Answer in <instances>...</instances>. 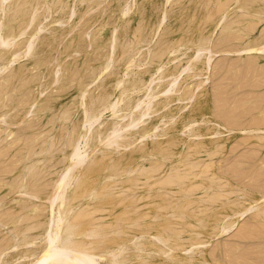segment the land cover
<instances>
[{"label": "rangeland", "instance_id": "obj_1", "mask_svg": "<svg viewBox=\"0 0 264 264\" xmlns=\"http://www.w3.org/2000/svg\"><path fill=\"white\" fill-rule=\"evenodd\" d=\"M15 1L20 0L0 2L2 4H0V90L2 91L0 96L7 95L6 98L0 97V109L2 105H7L5 108L9 107L12 110L11 107L14 106L13 109L17 111L5 112L7 110L5 108L0 110L3 114L7 113L0 114L3 116L0 119V156H3L0 158L2 177V179L0 177V208L2 209L0 210L3 214H0V224L2 222L0 240L7 238V241L1 243L4 245L8 242L9 244L19 242L17 236L13 237L12 233L15 235L13 231L34 228L32 231L41 232V229L48 230L50 226L60 224L53 223L58 219L57 210L59 211L60 208L61 212H65L69 222L74 217L73 214L78 216H75L76 219L79 218L78 223L75 217L73 218L75 220L69 223L63 215L61 219L65 218L66 222L61 220L60 227L76 225V229L73 228L74 233L81 235L74 236L75 239L79 238L76 243L86 244L82 257L83 264H264V53L261 52L264 46V0H22L24 4L22 2L17 4ZM19 4L23 5L22 8ZM245 6L249 9H245ZM13 7L14 10L11 11ZM14 12L21 13L18 15ZM32 16L34 18H31ZM20 28L27 30L24 33L19 32ZM36 38L38 40H35ZM39 39L42 41L40 42ZM28 41L32 43L29 56L24 50L27 45L23 46L25 42L28 44ZM199 43L203 45H198ZM205 44L209 48L205 47ZM126 46L130 48L126 50ZM9 47H12V50H8ZM95 48L102 52L101 55L99 53L98 61L94 55V53L96 56L98 54ZM125 50L128 53L122 54ZM196 50L200 56L196 55ZM193 55H196L194 60H192ZM35 61L39 62L34 63ZM127 61L130 62L129 65ZM142 70H147L144 71L146 74ZM15 71L18 75L24 72L17 77ZM139 71L142 75H139L141 74ZM58 74L60 78L63 75V82ZM5 75L8 76L7 81ZM11 75L15 78H10ZM54 76L55 79L59 78V82ZM133 76L140 78V82H137L139 85L135 88L131 87ZM9 79L14 82L12 87L10 85L13 82L10 80L9 83ZM149 81H152L151 84ZM7 83L10 88L6 87ZM5 87L8 91L10 89L14 91V94L7 92ZM167 87L170 92L164 94L163 88L167 89ZM22 88H24L23 92ZM15 89H21L22 93L18 91V94L22 97ZM144 90H148L151 94ZM101 91L104 94L107 91L106 95L103 94L107 96L106 103L108 102L109 105L117 103L115 114L110 109H105V106H109L108 103L104 106H96L98 101L96 98L103 97ZM144 93L149 95L144 97L146 95ZM12 97L18 98L17 102ZM3 99H6V102L1 103ZM162 101L166 106L153 112L157 105L163 104ZM136 102L143 104L139 103V108L135 109ZM29 103L33 106L31 107ZM29 106L31 108H28ZM49 106H52V110ZM153 106L154 110H152ZM15 107H20L22 112ZM45 107L46 109L49 107V110ZM129 108L133 110L130 111ZM144 108L146 110L143 120L135 127L136 129H133L135 133L132 130H123L121 132L123 138H121L124 141L120 142L121 144L117 141V145L111 143L108 147L106 144L108 139H102L108 125L111 122L124 125L132 120L130 118L135 112L140 114ZM99 110L100 113L97 112ZM8 112L14 119L15 115L20 116L15 121L12 119L10 123L12 116ZM91 112H94V116L99 115L96 116L99 120L94 122L95 125L93 124L90 130L91 142L85 144L86 147L88 146L85 151L87 159H85L81 149L83 146L85 148L83 136L88 129L86 121ZM123 113L126 118H123ZM36 122L38 123L35 124ZM80 125L84 126V130ZM37 127L39 128L36 129ZM70 128L72 132H68ZM81 130L84 131L83 135ZM197 131L198 135H196ZM75 132V136L81 134L80 154L85 160L81 162V166L79 164L80 170L77 167L73 172L71 170V175L68 174L69 168L71 169L69 165L71 159L67 158L71 147L67 148L71 138L74 141ZM57 133L58 135H55ZM59 136L60 138H57ZM99 140H101L100 144H98ZM129 141L135 145L132 146ZM124 143L126 145H123ZM128 143L131 146L127 147ZM113 144L120 148H115ZM49 145L52 146L51 149ZM54 145H57L56 149ZM153 145L157 148L155 149ZM23 146H28L30 151L27 153ZM135 147H139L138 151H140L138 152ZM31 154L32 157L39 156L31 161L34 158L30 157ZM23 156L27 160L22 159ZM22 160H26V164H22L24 163ZM39 163L42 168H44L42 165H45L49 175L45 168L39 170L41 169L38 168ZM20 166L24 168L23 171H20ZM34 168L38 173L41 171L39 176L34 174L35 179L27 175L30 170L33 174ZM45 173L48 179L43 183L41 180L45 178ZM18 176L21 181L18 183L19 186L23 184L26 189L31 188L30 185L33 183L32 188H35V180L41 181V185L38 182L37 188L41 187L42 190L35 188L39 192L34 197L29 196L31 201L25 196L28 194L21 193V196L18 194L20 188L19 186H17L18 190L15 188V182L17 180L19 182V178L13 182ZM64 176L66 178L64 184L69 183L64 186V190L68 191L65 190L66 193L63 191L60 202H56V204L59 202V205L55 203L50 205L49 196L54 187L52 185H55L54 183L60 178L63 180ZM4 181L10 185L8 186ZM184 186L191 191H185ZM5 190L10 193L7 194ZM74 190L77 192L74 193ZM45 195L48 197L46 198ZM26 201L30 205L26 204ZM20 204L22 209L19 208ZM23 204L28 207L24 208ZM55 206L58 207L57 210ZM72 206L74 207L72 212H75L73 214L70 209L73 208ZM67 210H70L69 215ZM21 211L22 213H19ZM81 212L89 215L79 216L82 215ZM119 212L122 214L121 217L125 218H121ZM7 217H10V220ZM13 217L15 219L12 220ZM81 217L83 220L80 219ZM115 217L122 225H119ZM50 218L51 223H49ZM123 219L124 221H121ZM26 223L30 225L24 226ZM44 223H49V227L47 224L43 225ZM52 227L51 230L55 229ZM168 228L170 230H167ZM221 228H226L225 233L223 230L220 231ZM97 231L103 234L99 235ZM117 233L119 236L116 237ZM165 233L169 235L166 236ZM158 234L163 240L157 236ZM90 235L91 237L87 238ZM12 237L15 241H12ZM109 238L113 239V244H110L112 240ZM116 238L121 244L115 242ZM104 240L111 241L104 243L106 248L103 247ZM34 242L39 243L41 239H36ZM117 243L127 248L120 247ZM192 244L194 247L191 246ZM31 245L34 247L36 244ZM24 246L19 245L15 247L17 249L11 247L5 250L4 252L9 254L2 253L0 264H23L26 259L24 255L21 256L26 248ZM92 246L97 248L94 249ZM154 246L161 248L157 249ZM13 248L15 251L11 250ZM112 250L116 251L111 252ZM116 252L120 256L116 255ZM120 252L124 253L120 254ZM111 254L116 256L112 257ZM120 257L125 258L117 263L115 260H122Z\"/></svg>", "mask_w": 264, "mask_h": 264}, {"label": "bare ground", "instance_id": "obj_2", "mask_svg": "<svg viewBox=\"0 0 264 264\" xmlns=\"http://www.w3.org/2000/svg\"><path fill=\"white\" fill-rule=\"evenodd\" d=\"M0 2H1V0H0ZM15 2H16V1H15ZM19 2H22V3H23L22 0H20ZM19 2L17 1L16 3L18 4ZM27 3H29V2H27ZM27 3H26V4H27ZM220 3H221V2H220ZM0 4H1V3H0ZM23 4H24V3H23ZM1 5H2V4H1ZM14 5H15V4H14ZM19 5L21 6V4H19ZM19 5H18V7H19ZM8 6H9V5H8ZM22 6H23V5H22ZM22 6H21V8H22ZM24 6L26 7L27 5H24ZM6 7H7V6H6ZM14 7H15V6H14ZM14 7H13V9L10 8L11 11L14 10ZM245 7H246V6H245ZM15 8H16V7H15ZM5 9H6V8H5ZM10 9H8V10H10ZM241 9H243V7H241ZM245 9H249V8L246 7ZM15 10H16V9H15ZM21 10H22V9H21ZM25 10H26V9H25ZM19 11H20V10H19ZM26 11H28V9H27ZM26 11H24V13H26ZM29 11H30V10H29ZM29 11H28V12H29ZM245 11H246V10H245ZM4 12H5V11H4ZM22 12H23V10H22ZM33 12H34V11H33ZM5 13H6V12H5ZM8 13H9V11H8ZM8 13H7V14H8ZM14 13H17V12H14ZM14 13H13V14H14ZM20 13H21V12H20ZM20 13H19V14H20ZM70 13H71V12H70ZM17 14H18V13H17ZM19 14H18V15H19ZM33 14H34V15H33ZM33 14H32V15L35 16V13H33ZM15 15H16V14H15ZM36 15H37V14H36ZM5 16H6V15H5ZM11 16H12V14H11ZM33 16H32L31 18H34ZM37 17H38V15H37ZM37 17H36V19H37ZM8 18H9V17H8ZM29 20L31 21V19H29ZM37 20H38V19H37ZM37 20H35V22H37ZM38 21H39V20H38ZM32 22H33V19H32ZM32 22H30V23L32 24ZM35 22H34V23H35ZM34 23H33V24H34ZM28 24H29V23H28ZM28 24H27V25H28ZM38 24H40V22H39ZM29 25H30V24H29ZM29 25H28V27H29ZM35 25H36V23H35ZM30 26H31V25H30ZM24 27H25V26H24ZM26 27H27V26H26ZM21 28H22V27H21ZM21 28H20V29H21ZM37 28H38V26H37ZM239 29H240V28H239ZM26 30H27V29H26ZM26 30H25V28H23V29H21L19 32H22V31H23V33H24ZM38 30H39V29H38ZM230 30H231V29H230ZM36 32H37V31H36ZM38 32H39V31H38ZM37 34H38V33H37ZM87 35H88V34H87ZM3 36H4V34H3ZM38 36H39V35H38ZM0 37H1V35H0ZM4 38H5V40H6V37H4ZM31 38H32V36H30V39H31ZM33 38H34V37H33ZM140 38H141V36H140ZM1 39H2V38H1ZM26 40H27V39H26ZM32 40H34V39H32ZM35 40H38V38H36ZM139 40H140V39H139ZM39 41H40V39H39ZM41 41H42V40H41ZM41 41H40V42H41ZM96 41H97V39H96ZM198 41H199V40H198ZM198 41H197L196 43H198ZM203 41H205V40H202V42H203ZM206 41H207V40H206ZM34 42H35V41H33V44H34ZM40 42H39V43H40ZM200 42H201V39H200ZM25 43H26V44H25ZM25 43H24L23 46H25V45H27V46L24 47V50H25V52L27 53L26 55L29 56L28 53L31 51L32 43H31V41H30V42L28 41V44H27V42H25ZM204 43H205V42H204ZM200 44H201V43H199L198 45H200ZM110 45H111V44H110ZM201 45H203V44H201ZM14 46L17 47V45H14ZM14 46H13V49H15ZM23 46H22V47H23ZM38 46L40 47V45H38ZM74 46H75V45H74ZM206 46H207V45L205 44V47H206ZM260 46H261V45H260ZM262 46H263V45H262ZM5 47H6V46H5ZM5 47H4V48H5ZM19 47H20V46H19ZM34 47H35V46H34ZM39 47L37 48V50L39 49ZM94 47H95V46H94ZM94 47H93V49H94ZM198 47H199V46H198ZM205 47H204V48H205ZM256 47H257V46H256ZM6 48H7V47H6ZM6 48H5V49H6ZM11 48H12V47H11ZM11 48L9 47L8 50H10ZM25 48H26V49H25ZM121 48H122V47H121ZM128 48H130V47H128ZM128 48H127V46H126V50H127ZM200 48H202V46H201ZM207 48H209V47L207 46ZM249 48H250V47H249ZM16 49H18V48H16ZM95 49H96V48H95ZM111 49H112V48H111ZM122 49H123V48H122ZM247 49H248V48H247ZM250 49H251V48H250ZM260 49H261V48H260ZM6 50H7V49H6ZM11 50H12V49H11ZM34 50H36V49H34ZM96 50L98 51L99 49L97 48ZM96 50H95V51H96ZM126 50H125V52H122V51H121L122 54H123V53H128V51L126 52ZM198 50H199V48H198ZM20 51H21V50H20ZM97 51H96V53H97ZM123 51H124V50H123ZM160 51H161V50H160ZM172 51H173V50H172ZM196 51H197V50H196ZM258 51H259V50H258ZM25 52H22V54H23V53L25 54ZM93 52H94V51H93ZM121 52H120V53H121ZM129 52H130V51H129ZM261 52L264 53V46H263V48L261 49ZM17 53H18V51H17ZM36 53H37V52H36ZM36 53H35V55H36ZM99 53H100V52L98 51L97 56H96V54L94 53L95 57H97V61L99 60V59H98V57H99ZM101 53H102V52H101ZM101 53H100V55H101ZM108 53H109V52H108ZM195 53H196V52H195ZM195 53H194V54H195ZM15 54H16V52H15ZM30 54H31V53H30ZM32 54H33V53H32ZM200 54H201V53H200ZM19 55H20V54H19ZM124 55H126V54H124ZM196 55H199L198 51H197V54H196ZM196 55H195V56L193 55L192 60H194V58H196ZM20 56H21V55H20ZM120 56H121V55H120ZM120 56H119V57H120ZM199 56H200V55H199ZM26 57H27V56H26ZM32 57H33V56H32ZM102 57L104 58V56H102ZM122 57H123V56H122ZM124 57H125V56H124ZM19 58H20V57H19ZM24 58H25V56H24ZM93 58H94V57H93ZM198 58H199V57L197 56V59H198ZM130 59H131V58H130ZM132 59H133V58H132ZM91 60H93V59H91ZM94 60H96V58H94ZM102 60H103V59H102ZM106 60H107V59H106ZM124 60H125V59H124ZM188 60H189V59H188ZM205 60H206V59H205ZM209 60H210V59H209ZM41 61H42V60H40V63H41ZM108 61H110V58H109ZM130 61H132V60H130ZM197 61H198V60H197ZM206 61L208 62V60H206ZM206 61H205V62H206ZM38 62H39V61H35L34 63H38ZM106 62H107V61H106ZM127 62H129V61H127ZM140 62H141V61H140ZM207 62H206V63H207ZM40 63H39V65H40ZM50 63H51V62H50ZM132 63H133V62H132ZM188 63H189V62H188ZM104 64H105V63H104ZM125 64H126V63H125ZM129 64H130V62L128 63V65H129ZM162 65H163V64H162ZM191 65H192V64H191ZM106 66H107V65H106ZM132 67H133V66H132ZM129 68H130V67H129ZM186 68H187V67H186ZM206 68H207V67H206ZM125 69H126V68H125ZM127 69H128V68H127ZM156 69H157V68H156ZM180 69H181V68H180ZM218 69H219V68H218ZM222 69H223V68H222ZM131 70H132V69H131ZM157 70H158V69H157ZM159 70H160V69H159ZM187 70H189V69H187ZM231 70H232V69H231ZM16 71H17V70H16ZM16 71H15V72H16ZM125 71H126V70H125ZM125 71H124V72H125ZM142 71H143V70H142ZM144 71L147 72V70H144ZM144 71H143V73H144ZM199 71H200V70H199ZM15 72H14V74L16 75L17 72H16V73H15ZM19 72H20V71H19ZM22 72H24V71H22ZM22 72H20V73H22ZM88 72H89V71H88ZM10 73H11V72H10ZM10 73H9V74H10ZM12 73H13V72H12ZM12 73H11V74H12ZM20 73H19V75H21ZM139 73H141V72L139 71ZM139 73H138V74H139ZM179 73H180V72H179ZM14 74H13V75H14ZM23 74H24V73H23ZM144 74H146V73H144ZM7 75H8V74H7ZM19 75L17 74V77H19ZM25 75H26V74H25ZM39 75H41V74H39ZM60 75H61V74H60ZM126 75H127V74H126ZM136 75H137V73H136ZM136 75H134V76H136ZM139 75H142V73L139 74ZM139 75H138V76H139ZM8 76H9V75H8ZM8 76L5 75V77H4V76H3V77L6 78V77H8ZM22 76H23V75H22ZM34 76H35V75H34ZM56 76H57V74H56ZM134 76H133L132 86H131V87H134V88H135V87H137V86L139 85V84L137 85V82H140V78H139L140 76H139V77L137 76L138 78H134ZM3 77H2V78H3ZM23 77H25V76H23ZM26 77H27V76H26ZM38 77H39V76H38ZM38 77H37V78H38ZM58 77H59V74H58ZM62 77H63V75H62ZM62 77H61V78L59 77L60 80L62 79ZM65 77H66V76H65ZM75 77H76V75H75ZM80 77H81V76H80ZM82 77H83V76H82ZM131 77H132V76H131ZM10 78H12V75L10 76ZM14 78H15V77H13L12 79H14ZM59 78H58V79H59ZM63 78H64V77H63ZM12 79H9V83H10V80L13 82ZM16 79H17V78H16ZM16 79H15V80H16ZM18 79H19V78H18ZM20 79H22V78H20ZM25 79H26V78H25ZM39 79H40V78H39ZM54 79H55V76H54ZM56 79H57V78H56ZM56 79H55V80H56ZM58 79H57V80H58ZM70 79H71V78H70ZM72 79H74V77H73ZM138 79H139V80H138ZM141 79H142V77H141ZM221 79H222V78H221ZM1 80H2V79H1ZM55 80H54V81H55ZM80 80H82V79H80ZM84 80H85V79H84ZM152 80H153V79H152ZM155 80H156V79H155ZM6 81H7V78H6ZM63 81H64V79H62V82H63ZM82 81H83V80H82ZM85 81H86V80H85ZM129 81H130V80H129ZM153 81H154V80H153ZM175 81H176V80H175ZM55 82H56V81H55ZM58 82H59V80H58ZM83 82H84V81H83ZM121 82H122V81H121ZM141 82H142V81H141ZM150 82H152V81H149V83H150ZM236 82H237V81H236ZM9 83H7L8 85L6 84V87L9 86ZM142 83H143V82H142ZM173 83H174V82H172V85H173ZM221 83H222V82H221ZM1 84H2V83H1ZM13 84H14V82H13L10 86L12 87ZM29 84H30V83H29ZM59 84H60V83H59ZM80 84H81V83H80ZM83 84H84V83H83ZM150 84H151V83H150ZM168 84H169V83H168ZM170 84H171V83H170ZM223 84H224V83H223ZM227 84H228V83H227ZM3 85H4V84H3ZM26 85H28V84L26 83ZM26 85H25V86H26ZM136 85H137V86H136ZM147 85H148V84H147ZM199 85H200V84H199ZM0 86H1V85H0ZM10 86H9V88H10ZM44 86H45V85H44ZM118 86H119V83H118ZM118 86H117V87H118ZM148 86H150V85H148ZM148 86H147V87H148ZM157 86H158V85H157ZM182 86H183V85H182ZM6 87H5V89H6ZM129 87H130V86H129ZM165 87H166V86H165ZM168 87H169V86H168ZM168 87H167V89H168ZM195 87H196V86H195ZM225 87H226V86H225ZM16 88H17V87H16ZM134 88H133V89H134ZM197 88H198V87H197ZM220 88H221V87H220ZM22 89H23V90H22V92H23V91H24V88H22ZM133 89H132V90H133ZM147 89H148V88H147ZM165 89H166V88H165ZM165 89L163 88V91H162V92H164V94H165V92H167V93L170 92V91H169L170 89H168V91H166L167 89H166V90H165ZM195 89H196V88H195ZM2 90H3V89H2ZM6 90H7V89H6ZM6 90H4V91H6ZM16 90H17V89H15V91H16ZM123 90H124V89L122 88V93H123ZM134 90H135V89H134ZM137 90H138V88H137ZM148 90H149V89H148ZM148 90H147V91L144 90V91H145V92H149ZM153 90H154V89H153ZM153 90H152V94H153ZM0 91H1V90H0ZM9 91H10V93H11V92H12V93L14 92V91H11V89H10ZM9 91L7 90V92H9ZM18 91H20V93H22V92H21V89H19V90L16 91L17 94L19 93ZM103 91H104V90H103ZM130 91H131V90H130ZM1 92H2V91H1ZM101 92H102V91H101ZM106 92H107V91H106ZM106 92H105V94H104V92H102V93H101L102 95H101V94H99V95H101V97H102L103 94L106 95ZM125 92H126V91H125ZM125 92H124V94H125ZM177 92H178V90H177ZM3 93H4V92H3ZM3 93H2V94H3ZM12 93H11V94H12ZM32 93H33V92H32ZM81 93H82V92H81ZM99 93H100V92H99ZM122 93H121V95H122ZM149 93H150V92H149ZM149 93H144V95L146 94L144 97L148 96ZM172 93H173V92H172ZM174 93H175V92H174ZM178 93H179V92H178ZM178 93H177V95H178ZM228 93H229V92H228ZM8 94H9V93H8ZM13 94H14V93H13ZM13 94H12V95H13ZM24 94H25V93H24ZM107 94H108V93H107ZM124 94H123V95H124ZM147 94H148V95H147ZM150 94H151V93H150ZM160 94H161V92H160ZM0 95H1V94H0ZM3 95H4V96H2V97L6 98L5 96H7V95H5V94H3ZM18 95H20V94H18ZM121 95H120V96H121ZM177 95H176V99H177V97H178ZM9 96H11V95L9 94ZM20 96H21V95H20ZM23 96H25V95H23ZM27 96H28V95H27ZM31 96H32V95H31ZM166 96H167V95H166ZM179 96H180V95H179ZM0 97H1V96H0ZM2 97H1V98H2ZM21 97H22V96H21ZM126 97H127V96H126ZM180 97H181V96H180ZM225 97H226V96H225ZM227 97H228V96H227ZM1 98H0V99H1ZM12 98H13V97H12ZM14 98H15V97H14ZM14 98H13V99H14ZM19 98H20V97H19ZM31 98H32V97H30V99H31ZM89 98H90V97H89ZM91 98H92V96H91ZM99 98H100V96H99ZM99 98H96V99H98V101H97V103H96V106H104L105 104L108 103V102L106 103V101H107V100H106V99H107V96H103L102 99H101V98L99 99ZM164 98H165V97H164ZM81 99H82V97H81ZM96 99H94V100H96ZM118 99L120 100V98H118ZM121 99H122V98H121ZM170 99H171V98H170ZM5 100H6V99H5ZM5 100L3 99L1 103L6 102ZM7 100H8V99H7ZM16 100H18V98H17V99L15 98V102H17ZM23 100H24V99H23ZM94 100H93V101H94ZM108 100H109V99H108ZM133 100H134V99H133ZM150 100H152V99H150ZM150 100H149V101H150ZM139 101H141V99H140ZM142 101H143V98H142ZM149 101H148V103H149V105H150V102H149ZM178 101H179V100H178ZM9 102H10V100H9ZM27 102H28V101H27ZM31 102H32V101H31ZM79 102H80V101H79ZM84 102H85V101H84ZM90 102H91V101H90ZM117 102H119V101L117 100ZM137 102H138V101H137ZM137 102L134 104V105H135V106H134L135 109L139 108V106H140L139 103H140V104H143V102H139V103H137ZM164 102H166V101H164ZM45 103H47V102H45ZM85 103H86V102H85ZM119 103H121V102H119ZM132 103H133V102H132ZM148 103H147L146 105H148ZM162 103H163V101H162ZM169 103H170V102H169ZM169 103H167V104H169ZM4 104H5V103H4ZM7 104H8V102H7ZM29 104H31V103H29ZM29 104H28V105H29ZM49 104H50V103H49ZM86 104H87V103H86ZM91 104H92V103H91ZM99 104H100V105H99ZM128 104L131 105L130 103H126V105H128ZM136 104H137V105H136ZM8 105H9V104H8ZM83 105H85V104H82V106H83ZM108 105H109V103H108ZM149 105H148V107H149ZM156 105H157V104H156ZM156 105H154V106H156ZM239 105H240V104H239ZM5 106H7V105H5ZM5 106L2 105V108L4 109ZM26 106H27V105H26ZM26 106H23V107H26ZM32 106H33V104H31V107H32ZM47 106H48V105H47ZM82 106H81V107H82ZM86 106H87V105H86ZM154 106L152 107V110L155 109ZM164 106H166L165 103L157 105V106H156V109H155L153 112H157V111L161 110ZM0 107H1V106H0ZM10 107H11V106H10ZM17 107H18V106H17ZM20 107H21V106H20ZM20 107H19V108H16V107H15V108L19 111V110H21ZM23 107H22V108H23ZM31 107L29 106L28 108H31ZM49 107H50V106H49ZM49 107H48V109H46L47 107H45V109H46V110H49ZM51 107H52V106H51ZM51 107H50V109H51ZM84 107H85V106H84ZM84 107H83V110H84ZM116 107H117V103H114V104H110L108 107L105 106V109H106V108H107V109H110L111 112H113V113L115 114L114 111H115ZM118 107H119V106H118ZM148 107L145 106V108H148ZM247 107H248V106H247ZM2 108H1V109H2ZM11 108H12V110H15V109H13L14 106L11 107ZM87 108H88V107H87ZM97 108H98V107H97ZM145 108H144V110L142 109L143 111H142V113H140V114H139V113L136 114L137 112L134 111V112H135V113H134V116H131V118H130V119H132V120H130V122L127 121L128 123H126V124H124V125H120V124H118V123H112V122H111V124L108 123L109 125H108V127L106 128V130L104 131L105 133L102 135V139H105V140L108 139V141L106 142V144L108 145V147L110 146L109 144H111V143L116 144V143H118V142L120 143V142H123V141H124V139H122V138H123V137H122L123 134H122V136H121V132H123V130H124V131H128V130L130 131V130H132V131L134 132L133 129H134V128H135V127H136V126H137V125L143 120L144 111L146 110ZM149 108H150V107H149ZM230 108H231V107H230ZM232 108H233V107H232ZM1 109H0V110H1ZM5 109H7V110H5ZM5 109H4L5 112L8 111V110H11L9 107H6ZM26 109H27V108H26ZM26 109H25V110H26ZM45 109H42V110H45ZM129 109H130V108H129ZM224 109H225V108H224ZM12 110H11V111H12ZM23 110H24V109H23ZM27 110H30V109H27ZM51 110H52V109H51ZM97 110H98V109H97ZM101 110H103V109H101ZM101 110H99V111H97V112L100 113ZM124 110H125V109H124ZM132 110H133V109L131 108L130 111H132ZM15 111H16V110H15ZM30 111H31V110H30ZM38 111H40V110H38ZM127 111H128V109H127ZM136 111H137V110H136ZM219 111H220V110H219ZM219 111H218V112H219ZM2 112H3V111H2ZM16 112H17V111H16ZM16 112H15V113H16ZM21 112H22V110H21ZM84 112H85V111H84ZM84 112H83V113H84ZM111 112H110V113H111ZM121 112H122V111H121ZM140 112H141V111H140ZM8 113L10 114V116H12L11 121L8 120V121H10V123H12V119L15 121V119H16L17 117L20 116V115L16 116V115L14 114L15 117H16V118L14 119L13 115H11L10 112H8ZM26 113H27V112H26ZM28 113H29V111H28ZM63 113L65 114V113H67V112H63ZM93 113H94V112H91V113H90V115H89L88 118H87V121H86V119H85L84 116L82 117V118H84L85 121L87 122L86 124H88V129L85 130L86 133H84V131H83V130H84V129H83L84 126L82 125V126H83V127H82V126L80 125V126L82 127L81 129H83V130H81V134L84 133V136H83L84 139H83V141H84V140H85V141H84V143L82 142L84 145H85L86 143H88V142L91 140V138H89V135L91 134V131H90V130H92V125L94 124V122H96V121L99 120V117H98V118L96 117V116H99V115L96 114V116H94ZM113 113H112V114H113ZM0 114H3V113L0 112ZM4 114H5V113H4ZM4 114H3V115H4ZM6 114H7V113H6ZM6 114H5V115H6ZM84 114H85V113H84ZM114 114H113V115H114ZM131 114H133V113H131ZM229 114H230V113H229ZM123 115H124V113H123ZM123 115H122V116H123ZM220 115H221V114H220ZM10 116H9V117H10ZM92 116H93L94 118H95V117H96V118L94 119ZM122 116H120V117H122ZM225 116H226V113H225ZM1 117L3 118L2 115L0 116V119H2ZM68 117H69V116H68ZM115 117H116V116H115ZM124 117H125V115L123 116V118H124ZM128 117H129V116H128ZM22 118H23V117H22ZM39 118H40V116H39ZM92 118L94 119V121H93ZM125 118H126V117H125ZM235 118H236V117H235ZM60 119H63V118L60 117ZM84 119H83V120H84ZM97 119H98V120H97ZM116 119H118V118H116ZM232 119H233V118H232ZM57 120H58V119H57ZM83 120H81V121H83ZM222 120H223V119H222ZM230 120H231V119H230ZM5 121H6V120H5ZM120 121H121V120H120ZM236 121H237V120H236ZM1 122H3V121L1 120ZM118 122H119V121H118ZM226 122H227V121H226ZM37 123H38V122H36L35 124H37ZM69 123H71V122H69ZM232 123H233V122H232ZM2 124H3V123H2ZM81 124H84V123L81 122ZM122 124H123V123H122ZM0 125H1V124H0ZM32 125H33V124H32ZM41 125H42V124H41ZM74 125H75V124H74ZM94 125H95V124H94ZM100 125H102V124H100ZM229 125H230V124H229ZM97 126L99 127V125H97ZM39 127H40V126H39ZM39 127H37L36 129H38ZM78 127H79V126H78ZM104 127H105V126H104ZM259 127H260V126H259ZM0 128H1V126H0ZM2 128H3V127H2ZM22 128H24V127H22ZM74 128H75V126H74ZM79 128H80V127H79ZM85 128H87V127H85ZM231 128H232V127H231ZM236 128H237V127H236ZM239 128H240V127H239ZM62 129H63V128H62ZM103 129H104V128H103ZM103 129H101V130H103ZM135 129H136V128H135ZM142 129H143V128H142ZM145 129H146V128H145ZM153 129H154V128H153ZM153 129H152V131H154ZM16 130H19V129H16ZM27 130L29 131L30 129H27ZM32 130H34V129H32ZM78 130H79V129H78ZM96 130H97V129H96ZM155 130H156V129H155ZM262 130H263V129H262ZM28 131H24V132H27V133H28ZM30 131H31V130H30ZM69 131H71V128L68 129V132H69ZM97 131H99V130H97ZM194 131H195V130H194ZM4 132H6V130H5ZM16 132H17V131H16ZM65 132H67V131L65 130ZM65 132H64V134L66 135ZM68 132H67V133H68ZM71 132H72V131H71ZM19 133H20V132H19ZM22 133H23V132H21V134H22ZM27 133H25V134H27ZM124 133H126V132H124ZM128 133H129V132H128ZM131 133H132V132H131ZM134 133H135V132H134ZM134 133H132V134H134ZM192 133H193V132H192ZM192 133H191V134H192ZM195 133H196V132H195ZM195 133H194V135H195ZM198 133H199V132L197 131L196 135H198ZM0 134H1V133H0ZM64 134H62V137H63ZM79 134H80V133H79ZM81 134H80V135H81ZM129 134H130V133H129ZM129 134H127V135H129ZM142 134H144V132H143ZM156 134H157V133H156ZM9 135H10V133L8 134V136H9ZM28 135H29V134H28ZM55 135H58V133L55 134ZM71 135H72V134H71ZM75 135H76V132L74 133V141H72V138H71V140H70L69 147H68L67 145H65V147H66V146L68 147L67 149H69V148L71 147V148H70L71 150H70L69 156L67 157V158H70V159H71V162H69V163H70L69 165H71V169L68 167L69 170H70V171H69L70 173L68 172V174H71V170H72V172H73V170H76L78 167H80V166L82 165L81 162H82V161L84 162V160L87 159V158H85V155L87 154V153L85 154V151H86V148H87L88 146L86 147V145H85V148H84V146H83L82 149H81L82 152H84L83 155H84V158H85V159H83L82 154H80V153H81V152H80V142H79V137H80V135L78 136V134H77L78 137L75 136ZM82 135H83V134H82ZM96 135H97V134H96ZM139 135H140V134H138V136H139ZM2 136H3V135H2ZM5 136H6V134H5ZM8 136H7V137H8ZM23 136H24V134H23ZM29 136H30V135H29ZM42 136H44V135H42ZM60 136H61V135H60ZM60 136L57 137V138H60ZM131 136H132V135H131ZM140 136H141V135H140ZM159 136H160V134H159ZM0 137H1V135H0ZM64 137H65V136H64ZM83 137H82V138H83ZM95 137H96V136H95ZM100 137H101V136H100ZM121 137H122V138H121ZM125 137H127V136H125ZM142 137H144V136H142ZM196 137H197V136H196ZM10 138H11V137H10ZM46 138H47V137H46ZM80 138H81V137H80ZM0 139H1V138H0ZM5 139H6V138H5ZM34 139H35V138H34ZM63 139H64V138H63ZM129 139L131 140V137H130ZM138 139H139V138H138ZM6 140H7V139H6ZM36 140H37V139H36ZM36 140H35V141H36ZM58 140H59V139H58ZM80 140H81V139H80ZM125 140H126V139H125ZM10 141H11V140H10ZM39 141H40V140H39ZM50 141H51V140H50ZM52 141H53V139H52ZM52 141H51V142H52ZM96 141H97V140H96ZM100 141H101V140L98 141V144H100ZM117 141H118V142H117ZM131 141H132V140H131ZM15 142H16V141H15ZM32 142H33V141H32ZM46 142H47V141H46ZM65 142H66V140H65ZM90 142H91V141H90ZM103 142H104V141H103ZM127 142H128V140L126 141V143H127ZM129 142H130V141H129ZM133 142H134V140H133ZM34 143H35V142H34ZM39 143H40V142H39ZM52 143H53V142H52ZM52 143H51V145L53 146V144H55V143H53V144H52ZM56 143H57V142H56ZM58 143H59V142H58ZM61 143H62V141H61ZM63 143H64V141H63ZM101 143H102V142H101ZM131 143H132V142H130V144H131ZM134 143H135V142H134ZM134 143H132V146L135 145ZM257 143H258V142H257ZM19 144H20V143H19ZM19 144L17 145V147L19 146ZM31 144H33V143H30V145H31ZM45 144H46V143H45ZM45 144H44V145H45ZM64 144H65V143H64ZM64 144H63L62 146H64ZM83 144H82V145H83ZM114 144H113V145H114ZM120 144H121V143H120ZM244 144H245V143H244ZM259 144H260V143H259ZM27 145L30 146L29 144H27ZM36 145H37V143H36ZM46 145H47V144H46ZM102 145H105V144H102ZM102 145H101V146H102ZM116 145H117V144H116ZM116 145H114V147H115ZM118 145H119V144H118ZM123 145H126V144L124 143ZM128 145H129V143L127 144V147H128ZM28 146H27V147H24V146H23V148H25V150L27 151V153L30 151V149H29ZM49 146H50V145H49ZM52 146H50V149H51ZM54 146H55V145H54ZM129 146H131V145H129ZM15 147H16V146H15ZM15 147H14V148H15ZM30 147H31V146H30ZM56 147H57V145L54 147V149H56ZM65 147H62V148L65 149ZM103 147H105V146H103ZM114 147H110V148H114ZM121 147H122V146H121ZM124 147L127 148L126 146H124ZM153 147L155 148L154 145H153ZM153 147H152V150L155 151V149H156L157 147H156L155 149H153ZM35 148H37V147H35ZM83 148H84L85 150H83ZM115 148L118 149V148H120V147L117 146V147H115ZM135 148H136L137 151H138L139 147H138V148L135 147ZM135 148H134V149H135ZM15 149H16V148H15ZM37 149H38V148H37ZM44 149H45V148H43V150H44ZM54 149H53V150H54ZM136 149H135V151H136ZM261 149H262V148H261ZM13 150H14V149H13ZM13 150H11V151H13ZM43 150H42V151H43ZM47 150H48V148H47ZM60 150H62V149H60ZM87 150H88V149H87ZM122 150H123V149H122ZM251 150H252V149H251ZM33 151H34V150H33ZM62 151H63V150H62ZM139 151H140V150H139ZM139 151H138V152H139ZM141 151H142V150H141ZM156 151H157V150H156ZM158 151H159V150H158ZM158 151H157V152H158ZM249 151H250V150H249ZM112 152H113V151H112ZM138 152H137V153H138ZM247 152H248V151H247ZM252 152H253V151H252ZM25 153H26V152H25ZM25 153H24V155H25ZM41 153H42V152H41ZM41 153H39V154H40L41 156H43V155H42L43 153H42V154H41ZM51 153H53V152H51ZM67 153H68V152H67ZM131 153H132V152H131ZM135 153H136V152H135ZM32 154H33V152H32ZM32 154H31L30 157H32ZM110 154H112V153H110ZM150 154H151V153H150ZM150 154H149V155H150ZM112 155H113V154H112ZM7 156H8V155H7ZM25 156H26V155H25ZM38 156H39V155H37V157H38ZM2 157H3V156H0V158H2ZM33 157H34V156H33ZM33 157H32V158H33ZM35 157H36V156H35ZM35 157H34V158H35ZM37 157H36V158H37ZM46 157H47V156H46ZM7 158H8V157H7ZM32 158H31V159H32ZM34 158H33L32 160H31V159H28V160H31V161L36 160V158H35V159H34ZM3 159H4V158H3ZM3 159H1L2 162H3ZM22 159H26V158L23 156ZM39 159H40V158H39ZM16 160H17V159H16ZM26 160H27V159H26ZM26 160H22V162H24V163H22V164H26V163H25ZM40 160H42V159H40ZM4 161H5V160H4ZM31 161H30V162H31ZM38 161H39V160H38ZM27 162H28V161H27ZM98 162H99V161H98ZM3 163H4V162H3ZM5 163H6V162H5ZM31 163H32V162H31ZM31 163H30V164H31ZM17 164H18V163H17ZM40 164H41V163H39V167H38V168L41 167ZM79 164H80V166H79ZM90 164H91V163L89 162V165H90ZM7 165H8V164H7ZM20 165H21V164H20ZM34 165H35V164H34ZM192 165H193V164H192ZM10 166H11V165H10ZM23 166H24V165H22V167H23ZM28 166H29V165H28ZM37 166H38V165H37ZM42 166H44L45 169L41 167V169H39V170H42V169L46 170L45 165H42ZM46 166H47V165H46ZM85 166H86V165H85ZM87 166H88V165H87ZM87 166H86V167H87ZM190 166H191V165H190ZM76 167H77V168H76ZM82 167H83V166H82ZM25 168H26V165H25ZM48 168H49V167H48ZM50 168H51V165H50ZM84 168H85V167H84ZM84 168H83V170H84ZM21 169H22V168H21V166H20V171H23L24 168H23L22 170H21ZM26 169L28 170V167H27ZM78 169H79V168H78ZM14 170H15V169H14ZM44 170H43V171H44ZM79 170H80V169H79ZM30 171H31V170H30ZM30 171H29V172H30ZM33 171L36 172L37 170H35V168H34V170H32V172H33ZM43 171H42V172H43ZM46 171L48 172L49 170H46ZM46 171H45V172H46ZM67 171H68V170H67ZM11 172H12V171H11ZM29 172H28V174H27L28 177H30V176H31V177H34V176H36V175H34V174H37V176H39L41 171H40L39 173H38V171H37L36 173L34 172L33 174L30 172L31 175L29 174ZM43 173H44V172H43ZM16 174H17V173H16ZM47 174L49 175V172H48ZM47 174L45 173V175H46V176L44 175L45 178H44L43 180H41L43 183L46 182L45 179H48V178H46V177H48ZM68 174H66V175H68ZM183 174H184V173H183ZM3 175H4V174H3ZM3 175H2V176H3ZM8 175H11V174H8ZM8 175H7V176H8ZM18 175H19V174H18ZM66 175H65V176H66ZM71 175H72V174H71ZM71 175H69V178H70ZM175 175H177V174H175ZM180 175H181V174H180ZM4 176H6V174H5ZM15 176H16V175H15ZM65 176L63 177V180L60 178L61 181H60V180H57V182L54 183L55 185H52V186H54V187H53V190L51 191V194L49 193V194H50V196H49V202H50V205H51V204H54V203L56 204L57 201L60 202L59 199L61 198V195H63L64 192H65V190H67V189L64 190V186L66 187V185L69 184V183H67V182H65L66 185L64 184V179H66ZM171 176H172V175H171ZM171 176H170V177H171ZM173 176H174V175H173ZM177 176H179V173H178ZM0 177H1V175H0ZM10 177H12V176H10ZM13 177H14V176H13ZM21 177H22V173H21ZM26 177H27V176H26ZM41 177H43V175H42ZM66 177H68V176H66ZM109 177H110V176H109ZM17 178H19V182H17V181H18V180H17V181H16L17 183H16L15 180H16ZM22 178H23V177H22ZM36 178H37V177H36ZM1 179H2V177H1ZM24 179H25V178H24ZM24 179H23V180H24ZM29 179H30V178H29ZM34 179H35V177H34ZM34 179H32V180H34ZM168 179H170V178H168ZM173 179H174V178H173ZM175 179H176V178H175ZM3 180H4V179H3ZM9 180H10V178H9ZM21 180H22V179H21ZM32 180H30V181H32ZM54 180H55V179H54ZM165 180H167V179H165ZM165 180H164V181H165ZM12 181H13V180H12ZM24 181H25V180H24ZM35 181H36V183H35V184H36V185H35V188H37V184H39L41 181H40V182H39V180H35ZM35 181H34V182H35ZM167 181H168V180H167ZM173 181H175V180H173ZM4 182L6 183V181H4ZM7 182H8V181H7ZM13 182H15V186H16V187H15V186H14V187L17 189V188H18L17 186H19L18 183H21V181H20V177H19V176L16 177V178L14 179ZM38 182H39V183H38ZM165 182H166V181H165ZM181 182H184V181H181ZM11 183H12V182H11ZM50 183H51V182H50ZM50 183H48L47 185L49 186ZM173 183H174V182H173ZM6 184H8V183H6ZM12 184H13V183H12ZM17 184H18V185H17ZM51 184H53V182H52ZM174 184H176V183H174ZM9 185H10V184H8V186H9ZM40 185H41V183H40ZM83 185H84V184H83ZM30 186L34 187V183H33V185H30ZM38 186H39V185H38ZM42 186H43V185H42ZM45 186H46V184H45ZM80 186H81V185H80ZM0 187H1V186H0ZM5 187H6V186H5ZM32 187L29 188V189H28V188L26 189V187H24V185L21 184V186H19L20 190L18 191V192H19L18 194L21 196V193H23V194L25 193V194H28V195H25V196L28 197V198H29L30 195H33V197H34V195H35L37 192H39L37 189L40 190L41 187H40V188H37V189L32 188ZM81 187H82V186H81ZM83 187H84V186H83ZM188 187H189V186H188ZM3 188H4V187H3ZM9 188H11V186H10ZM19 188H18V189H19ZM50 188H51V185H50ZM258 188H259V187H258ZM18 189H17V190H18ZM69 189H70V187H69ZM184 189H185V186H184ZM11 190H12V189H11ZM30 190H32V191L30 192ZM41 190H42V188H41ZM47 190H48V189H47ZM75 190H76V189H75ZM75 190H74V193L77 192V191H75ZM182 190H183V189H181V192H182ZM189 190L191 191V189H189ZM189 190H187V188L185 189V191H189ZM9 191H10V189H9ZM43 191H45V188H44ZM48 191H49V190H48ZM63 191H64V192H63ZM67 191H68V190H67ZM67 191H66V192H67ZM69 191H70V190H69ZM83 191H84V190H83ZM5 192H6V190H5ZM11 192H13V191H11ZM40 192H42V191H40ZM62 192H63V193H62ZM66 192H65V193H66ZM6 193H7V192H6ZM6 193H5V194H6ZM8 193H10V192H8ZM8 193H7V194H8ZM16 193H17V192L15 191V194H16ZM43 193H44V192H43ZM78 193H80V191H79ZM23 194H22V196H24ZM41 194H42V193H41ZM45 194L47 195V192H45ZM72 194H73V193H72ZM46 195H45V196H46ZM73 195H74V194H73ZM75 195H76V194H75ZM35 196H36V195H35ZM37 196H38V194H37ZM64 196H65V195H64ZM64 196H62V199H63ZM30 197H31V196H30ZM47 197H48V196H46V198H47ZM72 197H73V196H72ZM72 197H71V201H72ZM210 197H211V196H210ZM222 197H223V196H222ZM0 198H1V197H0ZM4 198H5V197H4ZM2 199H3V198H2ZM31 199H32V198H31ZM33 199H34V198H33ZM184 199H185V197H184ZM212 199H213V198H212ZM16 200H17V199H16ZM29 200H30V198H29ZM27 201H28V200H27ZM27 201H26V204H28ZM30 201H31V200H30ZM46 201H47V199H46ZM62 201H63V200H62ZM0 202H1V201H0ZM23 202H24V201H23ZM49 202H48V203H49ZM59 202H58V204H56V205H59ZM72 202H73V201H72ZM72 202H71V203H72ZM2 203H3V202H2ZM19 203H22V202H19ZM29 203H30V202H29ZM0 204H1V203H0ZM26 204H25V205H26ZM31 204H32V203H31ZM60 204H61V203H60ZM62 204H63V203H62ZM21 205H22V204H20V207H19V208L22 207ZM23 205H24V204H23ZM25 205H24V206H25ZM28 205H30V204H28ZM69 205H72V204H69ZM0 206H1V205H0ZM18 206H19V205H18ZM26 207H28V206H25L24 208H26ZM33 207H34V206H33ZM37 207H38V206H37ZM52 207L54 208L53 205H52ZM52 207H51V208H52ZM59 207H60V206H59ZM72 207H73V206H72ZM182 207H183V205H182ZM34 208H36V207H34ZM39 208H40V207H39ZM55 208H56V210H57L58 207L55 206ZM179 208H181V207H179ZM247 208H249V207H247ZM0 209H1V208H0ZM16 209H18V208H16ZM21 209H22V208H21ZM36 209H38V208H36ZM64 209H65V208H64ZM68 209H69V208H68ZM70 209H71V212H72V210H74V207H73V208H70ZM244 209H245V208H244ZM249 209H251V208H249ZM1 210H2V209H1ZM1 210H0V211H1ZM25 210L27 211V209H25ZM247 210H248V209H247ZM3 211H4V210H3ZM39 211H40V209H39ZM61 211H62V209L60 210V208H59V211L57 210V212H58L59 214L57 213V214H58V219H56V220L53 219V221L55 220V221L53 222L54 225H56V223H57V224H58V223L61 224V220H62L61 218H63V215H65L64 217L66 218V214H65V212L63 213V212H61ZM68 211H70V210H67V215H69V214H68ZM241 211H242V210H241ZM5 212H6V210H5ZM23 212H24V211H23ZM29 212H30V211H29ZM79 212H80V211H78V214H79ZM247 212H250V211H247ZM10 213H12V212H10ZM19 213H22V211L19 212ZM24 213H25V212H24ZM30 213H32V212H30ZM34 213L37 214L36 212H34ZM34 213L32 214L33 216H34ZM39 213H40V212H39ZM39 213H38V215H40ZM54 213H55V212H54ZM69 213H70V212H69ZM73 213H75V212L73 211L72 214H73ZM76 213H77V212H76ZM81 213H82V215L80 214L79 216L87 217V214H88V213H87L86 215L83 214V213H85V212H81ZM237 213H239V212H237ZM243 213H244V212H243ZM243 213H241V215H242ZM0 214L3 215V214H2V211L0 212ZM27 214H28V213H27ZM27 214H26V215H27ZM72 214H71V215H72ZM78 214H77V215H78ZM8 215H9V214H8ZM19 215H20V214H18V216H19ZM71 215H70V217H71ZM73 215H74V217L76 216L75 214H73ZM88 215H89V214H88ZM119 215H120V217H121L122 214H120V212H119ZM123 215H124V213H123ZM13 216H14V215H13ZM15 216H16V215H15ZM15 216H14V217H15ZM18 216H17V217H18ZM24 216H25V214H24ZM29 216H30V214H29ZM14 217L11 218V219H12V220L15 219ZM17 217H16V218H17ZM19 217H20V216H19ZM22 217H23V216H22ZM53 217H55V215H54ZM74 217H72L71 220H75L76 217H78V216H76L75 219H73ZM82 217H81L80 219L83 220ZM116 217H117V216H116ZM116 217H115L114 219H116ZM122 217H123V216H122ZM122 217H121V218H122ZM7 218H8V220H10V217H7ZM65 218H64V219H65ZM123 218H125V217H123ZM5 219H6V218H5ZM5 219H2V220H5ZM50 219H51V218H50ZM64 219H63V220H64ZM66 219H67V218H66ZM66 219H65V220H66ZM77 219H78V221H79V218H77ZM77 219H76V221H77ZM84 219H85L86 221L88 220L87 218H84ZM89 219H90V218H89ZM8 220H7V221H8ZM17 220H18V219H17ZM31 220H32V219H31ZM31 220H30V221H31ZM33 220L35 221V219H33ZM36 220H37V219H36ZM39 220H40V218H39ZM42 220H43V219H42ZM63 220H62V221H63ZM65 220H64V222H66ZM67 220H68V219H67ZM71 220H70V222H69V220H68V222L71 223ZM82 220H81V221H82ZM85 220H84V222H85ZM76 221H75V222H76ZM78 221H77V223H78ZM88 221H89V220H88ZM116 221H118V218L116 219ZM121 221H124V219L121 220ZM135 221H136V220H135ZM28 222H29V221H28ZM28 222H27V223H28ZM31 222H33V221H31ZM31 222H30V223H31ZM43 222H44V221H43ZM43 222H42V223H43ZM51 222H52V219H51V221H50L49 223H51ZM55 222H56V223H55ZM64 222H62V224H63ZM118 222H119V221H118ZM133 222H134V221H133ZM136 222H137V221H136ZM4 223H6V222L4 221ZM12 223H13V222L11 221L10 224H12ZM15 223H16V222H15ZM27 223L24 224V226H25V225H26V226H27V225H30V223H29V224H27ZM33 223H34V222H33ZM35 223H36V222H35ZM49 223H48V224H49ZM137 223H138V222H137ZM1 224H2V222H1ZM1 224H0V225H1ZM46 224H47V223H44L43 225L46 226ZM48 224H47V227H49ZM60 224H58V225H56V226H54V227L50 226V228H51V227H52V228H55V229H53V230H51L50 228H49L48 230H47L46 228H45V229H41V227H40V229H41L40 231H41V232H34V231H32L34 228L31 229V228H29L30 226L28 227L29 229H26L25 231H24V230L13 231V232H15V235L12 233L13 237L15 238V237L17 236L16 238H17V239H20L19 242H17L16 244H14V242H12V244H9V242H8V243L3 242V243H5V244L3 245L1 242L4 241V240L7 241V238L4 239V240H3V239L0 240V243H1V244H0V256L2 255V253H5V252H4L5 250L10 249L11 247H14V248H15L16 246H19V245H25V246H24V247H26V248H24L25 251H24L23 253L21 252V253H22L21 256L24 255V256H25L24 258H26V259H25V262H23V264H83L82 257H83V253H84V251H85V248H84V244H85V242H84V244H80V243L77 244V243H76V242L78 241V239H79V238H76V239L74 238V236L77 234V233H76V234L74 233V230L76 229V225H71L70 227H66V226L62 227V225H61V227H60ZM72 224H73V222H72ZM74 224H76V223H74ZM89 224H90V222H89ZM115 224H116V223H115ZM7 225H8V224H6V226H7ZM19 225H21V224H19ZM19 225H18V227H19ZM49 225H50V224H49ZM78 225H79V224H78ZM116 225H117V224H116ZM119 225H122V223L119 222ZM259 225H260V224H259ZM1 226H2V225H1ZM13 226H14V225H13ZM22 226H23V224H22ZM114 226H115V225H114ZM114 226H113L112 228H114ZM123 226H124V225H123ZM247 226H248V225H247ZM3 227H5V225H4ZM3 227H2V228H3ZM18 227H17V229H18ZM42 227H43V226H42ZM78 227H79V226H78ZM80 227H81V226H80ZM83 227H84V226H83ZM118 227H119V226H118ZM8 228H10V226H9ZM13 228H14V227H13ZM15 228H16V226H15ZM73 228H74V230H73ZM121 228H122V227H121ZM127 228H128V227H127ZM219 228H220V227H219ZM226 228L228 229V227H226ZM226 228H224V229H226ZM239 228H240V227H239ZM81 229H82V228H81ZM123 229H124V227H123ZM131 229H132V228H131ZM224 229L221 228V230H220V229H219V230H220V231L223 230V233H225V232H224ZM15 230H16V229H15ZM36 230H37V228H36ZM78 230H80V229H78ZM164 230H165V229H164ZM164 230H163V232H164ZM167 230H170V228H168ZM229 230H230V229H229ZM76 231H77V230H76ZM109 231H110V230H109ZM111 231H112V229H111ZM111 231H110V232H111ZM126 231H127V230H126ZM220 231H219V232H220ZM225 231H226V230H225ZM227 231H228V230H227ZM6 232H7V231H6ZM91 232H92V231H91ZM97 232H98V231H97ZM165 232H166V231H165ZM167 232H168V231H167ZM167 232H166V233H167ZM0 233H1V231H0ZM8 233H9V229H8ZM94 233H95V232H94ZM98 233H99V232H98ZM111 233H113V232H111ZM119 233H121V232H119ZM119 233L116 234V237H117V235H118ZM166 233H165V234H166ZM169 233H170V232H169ZM172 233H173V232H172ZM221 233H222V232H221ZM4 234H5V233H4ZM4 234H3V236H4ZM6 234H7V233H6ZM100 234H101V233H99V235H100ZM102 234H103V232H102ZM102 234H101V235H102ZM105 234H107V233H105ZM125 234H126V233H125ZM161 234H162V233H161ZM170 234H171V233H170ZM78 235H79V237L81 236L80 234H77L76 236L78 237ZM88 235H89V234H88ZM99 235H98V236H99ZM168 235H169V234H168ZM168 235L166 234V236H168ZM175 235H176V234H175ZM247 235H248V234H247ZM0 236H2V235H0ZM7 236H8V235H7ZM10 236H11V235H10ZM76 236H75V237H76ZM84 236H85V235H84ZM86 236H87V235H86ZM118 236H119V235H118ZM120 236H121V235H120ZM122 236H123V235H122ZM154 236H155V235H154ZM157 236L159 237V234H158ZM171 236H172V235H171ZM13 237H12V239H13ZM90 237H91V235H90L89 237H87V238H90ZM92 237H94V236H92ZM4 238H5V237H4ZM84 238H85V237H84ZM111 238H114V239H115V237H111ZM152 238H154V237H152ZM155 238H156V237H155ZM159 238H162V240H163V237L160 236ZM167 238H168V237H167ZM169 238H170V237H169ZM171 238H172V237H171ZM174 238H175V237H174ZM10 239H11V237H10ZM17 239H16V240H17ZM36 239H39V240L41 239V242H39V243L34 242ZM74 239H75L76 241H75ZM92 239H93V238H92ZM109 239H110V238H109ZM175 239H177V238H175ZM175 239H173V240H175ZM247 239H248V238H247ZM250 239H251V238H250ZM253 239H254V238H253ZM110 240H112V243H110V244H113V239H110ZM118 240H120V239L118 238ZM129 240H130V239H129ZM157 240H158V238H157ZM157 240H155V241H157ZM167 240H168V239H167ZM12 241H15V240L13 239ZM74 241H75V242H74ZM89 241H90V239H89ZM105 241H106V240L103 241V245H104V246L102 245L104 248H106V247H105L106 245H105L104 243H109V242H111V241H109V240H108L107 242H105ZM116 241H117V238H116L115 242H116ZM132 241H133V238H132ZM132 241H130V242H132ZM87 242H88V241H87ZM87 242H86V243H87ZM115 242H114V245H115ZM117 242H118V241H117ZM130 242H129V244H130ZM74 243H75V244H74ZM81 243H82V242H81ZM98 243H99V242H98ZM100 243H102V242H100ZM118 243H119V242H118ZM118 243H117V244H118ZM133 243H134V241H133ZM156 243H157V242H156ZM29 244H30V245H31V244H36V245L33 247V245L29 246ZM119 244H121V242H120ZM119 244H118V245H119ZM122 244H123V243H122ZM142 244H143V243H142ZM150 244H151V243H150ZM153 244H154V243H153ZM9 245H11V246H9ZM26 245H28V246H26ZM85 245H86V244H85ZM91 245H92V244H91ZM98 245H99V244H98ZM98 245H97V246H98ZM151 245H152V244H151ZM154 245H155V244H154ZM161 245H162V244H161ZM237 245H238V244H237ZM8 246H9V247H8ZM97 246H95V247L92 246V247L95 249V248H97ZM100 246H101V245H100ZM100 246H99V248H100ZM107 246H108V245H107ZM119 246L122 247L123 245H122V246L119 245ZM124 246H125V245H124ZM124 246H123V247H124ZM158 246H159V245H158ZM162 246H163V245H162ZM191 246H193V244H192ZM22 247H23V246H22ZM103 247H101V248H103ZM109 247L111 248L112 246H109ZM115 247H116V245H115ZM125 247H126V246H125ZM125 247H124V248H125ZM154 247H156L157 249H160V248H161V246H160V248L157 247V246H154ZM164 247H165V246H164ZM166 247H167V246H166ZM193 247H194V246H193ZM14 248L11 249V250H14V251H15V249H17V248H15V249H14ZM90 248H91V247H90ZM93 248H91V249H93ZM99 248H98V249H99ZM110 248H109V250H110ZM113 248H114V247H113ZM126 248H127V247H126ZM191 248H192V247H191ZM191 248H190V249H191ZM94 249H93V250H94ZM98 249H97V250H98ZM117 249H118V246H117ZM122 249H123V248H122ZM105 250H107V249H105ZM20 251H21V249H20ZM98 251H99V250H98ZM100 251L102 252L103 250H100ZM114 251H116V250H114ZM114 251L112 250L111 252H114ZM120 251H121V250H120ZM123 251H124V250H123ZM139 251H141V250H139ZM117 252H118V251H117ZM117 252H116L115 254H116V255H119ZM125 252H126V251H125ZM121 253H124V252H120V254H121ZM5 254H6V253H5ZM7 254H9V253H7ZM7 254H6V255H7ZM107 254H108V253H107ZM112 254H113V253H112ZM112 254H111V256H112ZM115 254H114V255H115ZM125 254H126V253H125ZM19 255H20V254H19ZM114 255H113V256H114ZM116 255H115V256H116ZM113 256H112V257H113ZM115 256H114V257H115ZM119 256H120V255H119ZM22 257H23V256H22ZM22 257H21L20 259H22ZM105 257H106V255H105ZM117 257H118V256H117ZM109 258H110V254H109ZM120 258H122V260H121ZM120 258H119L120 260H115V259H114V260H115L117 263H120V261L122 262V261H123V258H125V257H120ZM10 259H11V258H10ZM0 260H1V259H0ZM108 260H109V259H108ZM124 260H125V259H124ZM126 260H128V259H126ZM4 261H5V260H4ZM109 261H111V260H109ZM2 262H3V261H2ZM4 263H5V262H4ZM16 263H17V262H16ZM113 263H114V261H113ZM10 264H11V263H10ZM130 264H133V263H130Z\"/></svg>", "mask_w": 264, "mask_h": 264}]
</instances>
